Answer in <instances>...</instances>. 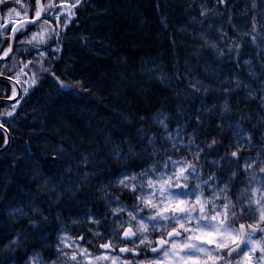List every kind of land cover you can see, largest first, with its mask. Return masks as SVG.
<instances>
[{"label": "snow or ice", "instance_id": "6c2138e0", "mask_svg": "<svg viewBox=\"0 0 264 264\" xmlns=\"http://www.w3.org/2000/svg\"><path fill=\"white\" fill-rule=\"evenodd\" d=\"M114 7V0H0V35L7 33L0 40V63L15 60L0 69V82L11 87L5 98L13 101L0 111V264H264V24L257 25L258 17L264 20V0H253L243 13L246 32L234 22L233 0L199 5V18L189 19L200 26L201 44L192 54L227 59L236 69L223 79L208 66L201 79L200 68L187 59L169 75L159 65L147 67L155 58L137 66L123 52L108 68H85L70 53L98 44L113 51L106 22ZM168 7L164 0L155 4L164 28ZM87 12L95 21L89 27L80 24ZM137 19L146 22L142 15ZM215 20L226 22L234 36ZM185 32L172 30L173 48L175 34ZM249 46L259 72L252 59H242ZM241 62L258 81L255 88L240 78ZM206 79H216L219 87ZM130 87L131 94L125 91ZM168 89L171 94H163ZM33 96L47 109L48 123L26 125L31 131L23 134L53 148L35 154L25 142L21 155H6L16 139L10 132L20 131L10 122L28 119L21 101ZM105 98L119 121L102 117V126L80 135L77 127L94 106L90 101ZM146 106L154 111L141 115ZM149 123L159 128L151 131ZM48 124L59 140L43 135ZM233 126L237 130L226 136L225 128ZM44 151L55 171L41 160ZM74 206L78 211H71Z\"/></svg>", "mask_w": 264, "mask_h": 264}, {"label": "trees", "instance_id": "16d2710c", "mask_svg": "<svg viewBox=\"0 0 264 264\" xmlns=\"http://www.w3.org/2000/svg\"><path fill=\"white\" fill-rule=\"evenodd\" d=\"M24 4L30 5L32 0H22ZM115 7L113 9L111 18L106 22V28L113 34V51L105 52L102 50L101 45H97L92 51L85 49H80L79 47H73L71 55H73L80 63L85 67H91L96 69L108 68L112 65L114 56L116 53L123 52L125 55L131 58V62L139 66L141 59L146 58H158L162 60L163 64L168 68L169 74H171L173 66L177 63L182 64L184 59H187L190 65L198 66L201 70L200 78L204 79L203 66L204 62H210L220 66L221 71H224L227 76L231 75L236 71L232 67V62L225 59L224 61L216 62L214 58L209 53H201L199 56L193 55V51L201 44V41L196 38L194 35L196 30H199V25H191L189 23L190 18H199V13L196 10L199 5H204L207 8L213 7L214 0H164L165 4H169L170 7L166 8L165 15L167 16L168 28H164L160 22V11L155 8V4H159L161 0H114ZM253 0H233L235 5L233 9L234 22L237 24V27L240 32H246L249 30L248 25L245 23L247 17L243 13L247 12L251 7ZM256 3H260V0H255ZM15 7L16 5H12ZM188 8L189 11L185 13L184 9ZM218 11L223 12L224 9L221 7ZM91 13H83L80 16V24L89 27L95 24V21L90 19ZM142 15L146 18L144 24L138 22L137 17ZM227 18L225 17V20ZM213 24L217 27H222L224 31L228 32L230 37L234 36V31L231 30L228 24L221 23L219 20L212 21ZM264 24V20H257V25ZM184 27L186 32L184 34H175L174 38L176 40V46L173 48L171 46V33L172 30L176 28ZM75 29L73 30V33ZM73 33H69L72 35ZM7 36V33L0 35V40ZM107 43V42H105ZM6 47L7 45H3ZM223 47V45H221ZM254 46H249L244 50L242 59H252L256 71L259 72V58L255 57L253 54ZM15 63V60L10 59L8 63L3 65L0 63V69H6ZM240 78L244 82H255V78L248 75V69L243 66L241 62L240 66ZM223 72V73H224ZM136 80L141 82L147 80V76L143 78L139 75L136 76ZM2 81V80H0ZM206 83L213 84L214 86L219 87V84L214 79H206ZM228 85L225 84V87ZM129 94H131V87L125 89ZM155 91V89L153 90ZM5 94H11V87L8 84L0 82V97L5 96ZM165 95H170L169 92H164ZM244 92H242L240 99L241 105L244 102ZM111 98L92 100L90 103L94 105L91 109V113L88 118L82 121L83 127H77V131L82 136H87L92 134V130L97 126H102L105 121L101 118L104 117L106 120L112 124H116L119 121V117L112 111L110 106ZM24 113L28 114V119L22 121H12L10 122V127L13 125H18L20 131H12V136H15L16 139L12 142L10 150L6 155H11L15 153L16 155H21L18 149H22L25 145V142H28L31 145L29 149L30 152L39 154L43 149L51 150L53 145L48 143L46 140H36L30 138L29 136L24 135L25 131H31V129L26 128V125L32 123H48L47 119L44 117L48 116L47 109H42L40 107L41 102L37 97L33 96L28 99L27 103L21 101ZM173 103H179V101H173ZM198 106V101L194 102ZM10 104H0V111H3ZM255 107V105H253ZM121 108L127 110V106L121 104ZM10 110V109H9ZM33 110H38L43 115L33 114ZM154 111L152 106H146V109L142 111L141 115L148 116L151 112ZM89 123L91 128H89ZM152 124L149 123L145 127L151 128ZM139 125H134L132 127L133 133L135 128ZM67 134V133H65ZM259 133H257L258 135ZM43 135L49 139L59 140L60 136L57 135L55 129L48 124L47 129H45ZM3 137L0 135V140ZM221 139V137H217ZM117 140L116 142H118ZM222 155V151H220ZM41 160L46 162L49 166V170L53 161L50 162L49 151H44ZM140 161H135L139 163ZM56 170V169H55ZM50 170V171H55ZM77 207H73L71 211L73 212ZM65 215L68 214V209H60ZM71 227V222H67ZM56 233V226L53 225L51 228L52 241L54 242V237Z\"/></svg>", "mask_w": 264, "mask_h": 264}, {"label": "rangeland", "instance_id": "374dc122", "mask_svg": "<svg viewBox=\"0 0 264 264\" xmlns=\"http://www.w3.org/2000/svg\"><path fill=\"white\" fill-rule=\"evenodd\" d=\"M34 30H35V29H34ZM210 39L215 40V36H214V34H213V36L210 37ZM148 59H149V58H146L145 60H148ZM155 60H156V64L149 63V64H147V67H155L156 65H159V66L163 69L164 72H166V73L169 74V71H168L167 67L164 66L162 60H160V59H158V58H155ZM205 66L211 67L212 69H216L217 71H219V73H220L219 79H223V78L226 76L225 73H223V71H221L219 65L212 64V63H210V62H204V66H203V68H204ZM246 68H247V66H246ZM247 69H248V68H247ZM257 84H258V81H257V83H255V84H251V85L253 86V88H255V87L257 86ZM178 118L180 119V122L183 123V117H178ZM225 123L227 124V123H229V121L226 120ZM243 124H244V127H245V128L248 127L246 121L243 122ZM233 125H234V121H233ZM152 126H153V127L150 128L151 131H156V130L159 128V125H152ZM170 128H174V125H170ZM225 130H227V132L229 133V136L231 137L232 134H233V132L236 131L237 129L233 126V128H227V127H226ZM161 131H162V129H161ZM187 131H188V132H191L190 128H189ZM181 138H183L185 141H187V136L185 135L184 132H181ZM196 143H197V144H201V147H203V144L201 143V139H197ZM195 150H196L195 147H193L192 151H195ZM170 154H171V153H170ZM185 155H188V153H185ZM176 158H178V156H177ZM201 162L203 163V160H202ZM113 191H114V190H113ZM113 206L115 207V205H113ZM125 218H126V217H125ZM70 234L74 235L75 233L72 232V233H70Z\"/></svg>", "mask_w": 264, "mask_h": 264}, {"label": "bare ground", "instance_id": "6f19581e", "mask_svg": "<svg viewBox=\"0 0 264 264\" xmlns=\"http://www.w3.org/2000/svg\"><path fill=\"white\" fill-rule=\"evenodd\" d=\"M213 23V22H212ZM197 32H198V30H196L195 31V33H194V35H196L197 34ZM215 36V35H214ZM5 63H8V62H5ZM165 66V65H164ZM244 66V65H243ZM245 68H246V66H244ZM168 69V68H167ZM246 71H247V68H246ZM249 71V70H248ZM224 72V71H223ZM225 73V72H224ZM248 73V72H247ZM170 75V74H169ZM225 75L227 76V74L225 73ZM3 80V79H2ZM216 82H217V80L216 79H214ZM138 81H140V80H138ZM218 83V82H217ZM245 83H247V82H245ZM255 83H257V80L255 79V82H249L248 84H255ZM166 92H169L170 94H171V89H168V90H166ZM244 96L246 97L247 96V93L246 92H244ZM142 113V112H141ZM152 126V125H151ZM153 127V126H152ZM190 130H191V128H190ZM225 135L226 136H228V137H230L229 136V133L227 132V130H225ZM219 140V139H218ZM117 143H119V141L117 142ZM221 151H222V154H223V150L221 149ZM51 161H53L52 159L50 160V162ZM135 162V161H134ZM56 169V165H55V162L53 161V164L51 165V167H50V170H55ZM90 207H91V205H89ZM76 211H78L77 209H74L73 210V212H76Z\"/></svg>", "mask_w": 264, "mask_h": 264}, {"label": "water", "instance_id": "95a60500", "mask_svg": "<svg viewBox=\"0 0 264 264\" xmlns=\"http://www.w3.org/2000/svg\"><path fill=\"white\" fill-rule=\"evenodd\" d=\"M0 79H4V78L3 77H0ZM0 100H3L6 103H13V101L6 100L5 98H0ZM10 136H11V134H10Z\"/></svg>", "mask_w": 264, "mask_h": 264}]
</instances>
